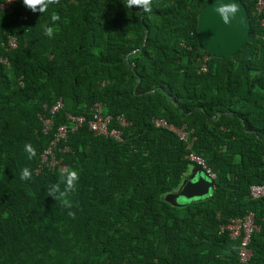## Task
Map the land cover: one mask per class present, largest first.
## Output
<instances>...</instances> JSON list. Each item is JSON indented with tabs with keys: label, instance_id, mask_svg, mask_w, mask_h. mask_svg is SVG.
Segmentation results:
<instances>
[{
	"label": "trees",
	"instance_id": "16d2710c",
	"mask_svg": "<svg viewBox=\"0 0 264 264\" xmlns=\"http://www.w3.org/2000/svg\"><path fill=\"white\" fill-rule=\"evenodd\" d=\"M208 1L151 0L149 12L122 0H60L41 15L23 0L0 9V55L9 61H0V264H240L239 241L220 225L249 211L260 226L250 264H264V196L249 194L264 182V12L243 0L249 37L232 56L209 54L199 71L207 52L197 16ZM8 34L18 46L7 52ZM59 97L64 106L44 133L37 113ZM95 102L111 126L118 115L130 122L123 140L95 136L85 122L58 144L60 165L36 173L56 127L68 113L88 120ZM154 118L185 127L191 146ZM190 151L216 173L214 187L170 204L165 195L196 166ZM24 167L30 180L20 178ZM64 168L80 174L71 209L47 194Z\"/></svg>",
	"mask_w": 264,
	"mask_h": 264
},
{
	"label": "built area",
	"instance_id": "2783aa9c",
	"mask_svg": "<svg viewBox=\"0 0 264 264\" xmlns=\"http://www.w3.org/2000/svg\"><path fill=\"white\" fill-rule=\"evenodd\" d=\"M21 0H3L0 5L2 11L11 12L17 6ZM264 12V0L254 1L253 14L256 16L261 15ZM27 15L23 14L20 19H26ZM260 26L263 29L262 38L264 40V18H259ZM5 51H11L17 48L18 40L15 35L8 34L5 42L2 43ZM210 56L209 53L204 54L201 58V64L199 71L207 70V62ZM0 61L8 65V58L0 55ZM104 83V82H103ZM102 83V84H103ZM64 106L62 97L56 99L51 105L43 104L42 110L37 113L38 119L41 123V130L44 133L51 131L53 126V115L59 112ZM91 117L86 120V116L83 114H71L68 113L65 117V122L59 124L50 140L47 147L42 151L40 155V162L35 169L36 173H39L44 167L54 169L60 165V161L56 158V151H60L58 144L61 141H65L68 135L75 132L85 122L88 124L89 130L95 136H103L112 138L118 142L123 140L122 128L130 125V122L126 120L123 115L116 116V126H111L112 116L104 114L103 104L101 102H95L90 107ZM153 122L155 126L165 127L175 132L178 138L188 143L189 146L193 143L194 138L189 139V133L185 130V127H175L173 124H169L163 118H154ZM63 150H67L65 147ZM186 158L199 167L202 172L210 180L216 179V173L207 166L202 155L190 151ZM249 194L252 198H259L264 196V182L262 184H253L249 187ZM259 225L255 222L254 213L252 211L247 212L243 217H235L228 219L225 223L220 225V232H227L229 237L233 240L239 241L238 248V261L240 264H250L253 251L250 247L252 235L259 230Z\"/></svg>",
	"mask_w": 264,
	"mask_h": 264
},
{
	"label": "water",
	"instance_id": "95a60500",
	"mask_svg": "<svg viewBox=\"0 0 264 264\" xmlns=\"http://www.w3.org/2000/svg\"><path fill=\"white\" fill-rule=\"evenodd\" d=\"M217 0L208 1L199 11L197 16L196 39L199 47L211 55L229 57L234 55L245 43L250 33V18L243 0H237L240 12L230 24H225L219 14L212 9ZM228 2V0H224ZM146 32L143 43L146 40ZM194 181L184 178L178 194L185 196H207L210 188L213 189L214 181L207 178L202 170L197 167ZM192 178V177H191ZM212 191V190H211Z\"/></svg>",
	"mask_w": 264,
	"mask_h": 264
},
{
	"label": "clouds",
	"instance_id": "9594fccd",
	"mask_svg": "<svg viewBox=\"0 0 264 264\" xmlns=\"http://www.w3.org/2000/svg\"><path fill=\"white\" fill-rule=\"evenodd\" d=\"M60 0H23V4L32 12H38L40 15L47 12L50 5L59 4ZM125 8H137L144 12L151 11V0H122ZM215 13L219 14L225 24H230L237 14L240 12V5L237 0H217L215 7L212 9ZM60 17L56 14L51 16L52 22H56ZM44 34L53 38L55 35V29L52 26H43ZM25 152L28 154V159L31 160L36 157L37 150L29 142L24 146ZM20 178L22 180H30L32 178V171L28 167H24L21 170ZM80 179L79 171L73 168H64L59 173V179L54 184H49L47 188L48 196L53 197L56 202L59 201L69 209L73 207L70 200L71 193L77 189L78 181ZM63 185V187H61ZM68 215L75 218V212L69 211Z\"/></svg>",
	"mask_w": 264,
	"mask_h": 264
},
{
	"label": "rangeland",
	"instance_id": "374dc122",
	"mask_svg": "<svg viewBox=\"0 0 264 264\" xmlns=\"http://www.w3.org/2000/svg\"><path fill=\"white\" fill-rule=\"evenodd\" d=\"M196 171H197L196 170V166L192 165L185 177L191 179L192 181H194V178H195L194 174H195ZM211 190H212V188H210V192H211ZM178 192H179V188L177 190L171 192V193L166 194L165 195V200L167 202H169L170 204L184 205L186 203L191 202L192 200L201 199V198L205 197V196H191V197H188V196H185L183 194H178Z\"/></svg>",
	"mask_w": 264,
	"mask_h": 264
},
{
	"label": "crops",
	"instance_id": "0c3cea01",
	"mask_svg": "<svg viewBox=\"0 0 264 264\" xmlns=\"http://www.w3.org/2000/svg\"><path fill=\"white\" fill-rule=\"evenodd\" d=\"M196 170H197V168H196Z\"/></svg>",
	"mask_w": 264,
	"mask_h": 264
}]
</instances>
